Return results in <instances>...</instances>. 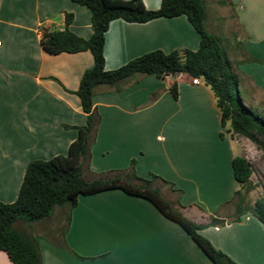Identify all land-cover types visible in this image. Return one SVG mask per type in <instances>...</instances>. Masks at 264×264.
<instances>
[{"label": "crops", "instance_id": "1", "mask_svg": "<svg viewBox=\"0 0 264 264\" xmlns=\"http://www.w3.org/2000/svg\"><path fill=\"white\" fill-rule=\"evenodd\" d=\"M142 1L149 10L161 5ZM203 1L206 30L219 36L213 29L219 23L226 33L222 48L239 93L249 91L261 105L264 0ZM68 14L73 20L67 26ZM66 27L89 40L91 11L72 0H0V202L14 203L28 165L66 156L78 128L87 124L77 91L94 65L92 53L50 55L41 46L43 31ZM200 41L185 15L143 23L115 19L105 32V69L157 50L196 51ZM92 116L85 180L126 176L135 186L149 183L202 226V236L234 264H264L263 223L250 213L231 221L242 189L232 161L247 157L229 125L222 127L209 86L188 74H136L121 91L97 87ZM215 219L225 222L213 225ZM31 224L26 231L36 239L43 264H214L180 225L121 189L82 195L76 206H56L50 217ZM0 264H13L3 251Z\"/></svg>", "mask_w": 264, "mask_h": 264}, {"label": "trees", "instance_id": "2", "mask_svg": "<svg viewBox=\"0 0 264 264\" xmlns=\"http://www.w3.org/2000/svg\"><path fill=\"white\" fill-rule=\"evenodd\" d=\"M91 11L93 35L85 40L67 27L62 31L45 30L41 36V46L50 55L77 53L89 50L94 65L87 70L77 91L82 109L87 115V124L78 128L79 135L70 145L66 156L50 160L31 162L25 172L17 200L14 203L0 202V251L5 252L13 264H43L36 239L29 234L23 224H31L50 217L56 206L74 207L80 196L93 195L113 189L144 198L151 202L163 216L180 225L214 264H234L222 251L217 250L199 231L202 226L174 210L161 192L149 183L133 185L129 177L116 176L109 179L87 181L83 177V163L87 155L88 135L93 126V94L100 86L121 91L122 86L136 75L188 74L201 79L215 95L216 106L221 115L222 127L229 125L232 135L247 138L259 149L264 150V119L247 106L239 93V79L233 71L232 63L223 51L219 36L206 30V5L203 0H161L156 10H149L142 0H72ZM185 15L201 37L196 51L176 50L164 53L160 50L144 54L120 68L105 69L103 53L105 32L111 21L123 19L127 22L143 23L155 18H172ZM73 15L66 16V25ZM171 92L176 98L174 86ZM234 177L241 185L235 195L233 219L239 221L250 213L264 225V197L255 200L251 207L247 198L253 190L251 177L253 168L245 157H235L232 161ZM244 190V192H242ZM215 219L212 224H224Z\"/></svg>", "mask_w": 264, "mask_h": 264}, {"label": "rangeland", "instance_id": "3", "mask_svg": "<svg viewBox=\"0 0 264 264\" xmlns=\"http://www.w3.org/2000/svg\"><path fill=\"white\" fill-rule=\"evenodd\" d=\"M214 28H215V32L219 34V37L221 36L220 38L222 40V37L224 38L226 36V33L225 34L222 33L223 29L219 27V23L218 25H214L213 29ZM240 96L243 99V101L247 100V102H249L250 104L248 106L255 113L261 116V118L264 119V103H261V105H259L260 99H258V97L252 98V95L249 93V91L245 92L244 90H243V95L240 94ZM232 136L238 141L243 154L247 157V159L252 164L253 175L251 177V180H252L254 187L247 198L248 204L252 207L256 199H258L259 197H264V150L259 149L254 143H252L247 138H244L238 135H232ZM86 178H90V176L87 174ZM242 192H244V190H242ZM231 221H235V220L231 219ZM32 225L33 224H23L21 227H23L25 230L27 229L31 230L30 226ZM199 234L201 233L199 232Z\"/></svg>", "mask_w": 264, "mask_h": 264}, {"label": "built area", "instance_id": "4", "mask_svg": "<svg viewBox=\"0 0 264 264\" xmlns=\"http://www.w3.org/2000/svg\"><path fill=\"white\" fill-rule=\"evenodd\" d=\"M0 48H1V41H0ZM195 81L197 82L198 80H201V79H198V78H194Z\"/></svg>", "mask_w": 264, "mask_h": 264}]
</instances>
